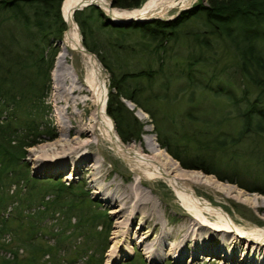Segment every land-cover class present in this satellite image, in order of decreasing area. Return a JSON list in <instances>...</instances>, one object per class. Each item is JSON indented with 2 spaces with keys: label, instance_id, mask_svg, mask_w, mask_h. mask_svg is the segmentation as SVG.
Here are the masks:
<instances>
[{
  "label": "trees",
  "instance_id": "obj_1",
  "mask_svg": "<svg viewBox=\"0 0 264 264\" xmlns=\"http://www.w3.org/2000/svg\"><path fill=\"white\" fill-rule=\"evenodd\" d=\"M61 1L0 0V190L12 184L19 185L20 181L25 183L26 188L25 193L19 188L14 195H0V209L6 210L15 204L6 211V215L0 216V253L7 249V244L2 241L4 235L16 229L11 228L10 223L22 222V211L33 205H48L43 198L49 192L53 194L52 203L60 204L67 196L65 190L71 189L70 185L57 181L48 183L50 186L41 189L42 193H36L41 192L37 187L40 183L28 174L23 162L27 148L39 143L41 136L53 134L44 121L47 111L44 98L49 89V72L57 51L56 42L66 29L60 12ZM143 2L111 0L112 7L125 10L139 8ZM73 16L85 49L93 53L109 73L106 114L113 121L123 143L139 140L143 125L133 112L140 109L150 116L160 148L180 160L183 166L197 167L221 179L220 171L213 167L212 157L205 158L204 152L201 155L190 154L187 148L215 149L221 153L239 139L220 131L209 141V145L214 148L207 147L202 145V132L195 131L197 123L213 128L234 109L240 121V136L248 134L264 137V105L259 97L246 100L245 107L240 109L239 102L244 101L245 97L235 96L231 90V80L220 75L205 80L203 76L195 74L206 65L208 59L204 54L210 51L214 44L212 40L216 39L225 42L230 51L232 47L238 59V73L243 79L254 88L264 91V51L258 44L264 42V29L261 30L264 26V0H206L205 4L193 5L169 20L131 21L124 26L109 24L108 17L94 5L75 11ZM193 23L204 28L203 31L194 28ZM187 35L193 41L194 51L174 53L170 50L180 36L185 38ZM45 50L46 55H43ZM211 65L209 67L215 71V66ZM198 89L199 98L210 96L214 103L225 104L227 109L220 111L219 119L210 121L196 113L200 110L198 105L203 102L196 97ZM178 100L185 104L181 103L176 110L172 108L174 112L168 110L169 105L166 104L174 106ZM125 102L131 103L133 109ZM171 144L178 147L174 150ZM181 154H184V159ZM262 158L264 155L257 157L260 161ZM186 160L193 163L190 164L192 167L186 165ZM229 172L231 182L238 172L236 169ZM253 187L256 188L253 191L264 190V184ZM76 189H79L81 197L78 202L81 201V204L67 201L60 207L77 210L79 218L75 227L87 230L93 219L104 217L105 212L86 216L87 211L84 209L90 200L83 197L81 187H73L74 192ZM32 214L33 218H43L48 212L44 206L43 210ZM19 222L17 228L22 227ZM34 225L30 224V229ZM107 233L108 229L106 239ZM32 239L26 238L24 242L28 243ZM62 239L59 237L53 253L60 248ZM29 247L34 248L31 245ZM31 250L27 264H37L38 253L48 252L49 248ZM9 251L14 258V251L10 248ZM9 262L16 263L0 258V264ZM128 264L142 262L138 259Z\"/></svg>",
  "mask_w": 264,
  "mask_h": 264
},
{
  "label": "rangeland",
  "instance_id": "obj_2",
  "mask_svg": "<svg viewBox=\"0 0 264 264\" xmlns=\"http://www.w3.org/2000/svg\"><path fill=\"white\" fill-rule=\"evenodd\" d=\"M145 1L146 0H144V2ZM205 2L202 3L201 0H198L190 7L198 3L205 4ZM187 8H185L184 10H186ZM179 13L177 8H173L164 15V18L167 19ZM194 26V28H196L200 32H202L204 29L201 26L197 27L196 24H194ZM263 29L264 26H262L261 30ZM212 41L214 44L209 49L210 51L208 50L209 52L204 54L208 59L206 65L201 69V72L195 74L197 76H203L205 80H209L212 77H218V75H220L222 78L231 80V90L234 92L235 96L240 97L241 95H243L245 97L244 101L239 102L240 109H243L245 107L246 100L251 101L256 97H259L262 104L264 105V91L254 88L238 73V59L234 55L232 47L230 51L225 42L220 40L216 41V39ZM192 44L193 41L191 40V38H188V35L185 38L183 36H180L179 41L174 43L170 50H172L174 53L179 51L188 53L190 51H194L192 49ZM258 44L264 51V42H259ZM56 46L57 51L53 59L52 68L49 72V89L46 92L44 98V103L47 107V111H45L44 121L47 122V125L52 130L51 132L53 134L51 136H41L39 138V143L27 148L26 154L23 158V162L25 163V166L28 170V174H30L31 177L37 179L38 183H40L37 187H39L41 192L36 193H42L41 189L48 188L50 186V184L48 183H54L57 181H59V183H62L63 185H70L71 189L70 191L65 190L67 196H65V200L60 201V204L52 203L54 199L53 194L51 195L50 192L46 194L47 196L43 198V201H45V203L47 202L48 204L44 205L48 214H46V216L43 218L42 216H35L34 218L32 217V213L43 210L44 206L42 205H33L29 209L26 208L24 211H22L20 214L22 222L13 221L12 223H10V227L16 229L14 232V229H12V232L6 233L3 237L2 241L7 244V249L2 250V252L0 253V258L3 257L6 262H16H9L7 264H27V259L32 254L31 249L41 247L44 249L49 248V250L48 252L38 253L37 256L39 262L37 264H128L132 260L138 259L141 260L142 264H248V262L244 263L243 258L245 257V255L246 257L250 256L252 247L251 244H249L247 249H241L239 255L237 256V259L233 260L224 257L223 255L209 253H199L195 256L188 255L183 259L171 255L156 259L155 251L151 252L155 254V259L147 258L145 256V252L147 251L148 253V251L154 249V246H148V248L145 250L141 246L140 249V247L136 244L135 239H132V236H136L137 228L139 227V225L143 224L144 226H146L148 224V230L151 232L152 223L157 222L156 228H158V231L161 229V232L164 235L163 244L167 245L177 238L178 235L176 237L174 236L182 225L183 216L186 213V210L184 209L180 199L176 196L172 187L164 178H155L153 180L143 178L139 183L137 181L138 177L136 171H134L129 163L123 160L113 150L111 143L103 137H100L97 140H91L89 146L85 148V153L92 156L93 158L98 159L97 165H99V167L97 171H95L92 175H90L86 171V169L89 168L90 164H93L92 161L90 163V159L87 162L82 163V167L77 172H74L70 168L68 169V162L71 159L67 155H65L62 159H56L54 161H43L36 159L37 156H41L42 148H45L46 150L49 149L48 147H54L51 146L54 143H56L54 150L59 154L60 148H63L66 143L65 141L70 142L73 136L72 133L66 135V132H63L62 141L57 142L60 137L61 130H66V127L68 125L75 126L76 121L78 120L75 115H72V117L69 118L71 122L68 123L65 116H56V114H58V112L61 110V105L54 102V85L56 84V82L60 83V81L54 80L52 78L54 61L59 50V46ZM43 55H46V50ZM72 63L81 78L83 74L81 55L73 54ZM210 64H212L211 66H215V71L212 67H209ZM103 71L106 75L105 80L108 93L109 73L105 70L104 67ZM66 86L67 84H64V87ZM199 92L200 91L198 89V91L196 92V97L197 99H202L203 102L198 105V107H200V110L196 113H200V117H203L207 120L209 119L210 121L219 119L220 111H226L227 109L224 106L225 104L223 105L222 102H217V104L214 103V100L210 96H206V98H199ZM71 95L74 96V94ZM125 103L130 109H133L131 103ZM181 103L183 104L184 101L178 100V102L174 103V106L173 104L166 105H169L168 110L173 111L180 107V105H182ZM77 108L78 110H84L83 116L88 115L90 112L91 103L90 101H87L86 106L83 107L79 104ZM133 115L143 125L142 133L138 141L130 143L122 142L123 144L133 145L136 149H140L141 153L144 156L151 157L153 156V152H151L149 149H146V141L144 142V140L149 139L151 142L152 140H154L157 147L164 151L171 159H173L182 170L200 172L218 181L220 186L222 188H225L224 190H226L227 188L225 192H221L203 185H195L194 190L196 194L200 196V200L202 202L208 201L213 206L222 208L230 216V218L234 220L235 224L239 227H242L243 229H250L254 225L258 227H264V208L257 207L258 204H256V206H251L247 203H242L234 198V195L237 192H240L243 193V197H246L249 200H253L256 203L261 201L264 204V190L253 191L256 190V188L253 187L254 185L264 184V158H262L261 161L257 159V157H261L264 155V137L260 135L250 136L248 134H241L240 136V121L238 120L234 109H231V112L227 115V117H225L221 123L216 124V126H214L213 128L212 126L208 127L197 123L195 131L199 130L202 132L200 135L202 145H207V147L210 148L214 147L209 145V141L220 131L230 133L231 137L239 139L237 140L238 142H236V144H234L233 146H227L221 153H219V151H216L215 149L211 151L212 149L204 150L203 148L198 149L192 146L191 148L190 146H188L187 148L191 151L190 154L200 153L201 155V152H204L205 158L208 157L209 159L210 157H212L211 159H213V167H216L220 171L219 175L222 176L221 179L214 174H209L201 169H198L197 167L190 166V164L192 165L193 163L188 160H186V165H189L192 168L183 166L180 160L174 158L165 149L160 148V146L158 145L157 134L153 128V125L151 124L150 116L140 109H135ZM113 128L115 130L114 124ZM89 136L90 135H85L82 137V139L84 140ZM205 137L208 139L205 140ZM59 144L61 145V147H59ZM173 145L174 144H171L172 148L175 150V148H177L178 146ZM46 151L49 152V150ZM183 155L184 154H181L182 158ZM59 164H61V166L65 165V167L57 170V167L60 166ZM232 169H236L238 175L233 176L234 180H231L230 182L229 178L231 174L229 171H231ZM69 175L70 177L67 179V176ZM41 182L44 183L41 184ZM108 184H110L109 188L118 187V192L119 186H128L130 184L134 187L137 186L144 189L145 191H148L151 200H153L156 205L153 216L148 219L140 218V216L136 213L138 210L137 208V210L133 211L135 212V219H133L132 221L128 220L126 222L127 227L123 225L124 227L118 228L116 226V222L120 221V219L118 220L116 217V210L120 208V206L118 205V203L120 202H114L112 196H109L110 194L112 195V191H110L109 189H101L99 191L94 190L95 187L102 188L103 186H106ZM115 184H117V186ZM75 186L79 188L81 187L83 189V197L90 200V203H87V207L84 209L87 211L86 216L92 215L93 213L101 214V212H105L104 217L99 216L97 218H94L93 222L90 223L91 226H89L87 230L83 229V227L82 230L76 229L75 225L77 219L79 218V214L78 212H76L77 210H68L66 206L60 207L62 203H67V201H74L79 205L81 204V201L78 202L81 197L79 189H76L75 192L73 191V187ZM17 189L25 193V183L20 181L19 185L12 184L9 187L4 188L3 190H0V195H14ZM229 189L233 190L228 192ZM118 192H115V195L119 194ZM128 205L131 204L129 203ZM14 206L15 204H12L8 206L6 210L0 209V216L6 215V211H9ZM81 207H83V205H81ZM131 207L132 205L128 209L131 210L134 206L132 208ZM82 211L83 210H81V212ZM18 219L20 218L18 217ZM210 219L211 221H209L211 223H215L218 221L216 217L211 216ZM125 221L126 220H124V223ZM17 222H19V225L21 223L22 227L17 228ZM32 223H34L35 225L32 229H30V224ZM106 229H108L107 239L105 238ZM156 231L157 230L154 229V232ZM78 232H80L79 236L77 235ZM82 233H84V235H82ZM128 235L129 238H127ZM191 236L192 234L189 236L187 235L186 238L189 239ZM30 237H33V239L29 240L28 243L24 242L26 238L28 239ZM59 237H63V239L61 240L60 248L57 252L53 253V247L57 245L56 243L59 240ZM163 244L161 247H163ZM190 244L191 243H187V247H185V250H193ZM30 245L34 246V248H30ZM203 246L208 249L217 248L218 241L216 239H211L210 242L204 244ZM244 246L245 244L243 245V247ZM9 248L14 251L12 253L14 254V258L13 255L11 256V251H9Z\"/></svg>",
  "mask_w": 264,
  "mask_h": 264
},
{
  "label": "bare ground",
  "instance_id": "obj_3",
  "mask_svg": "<svg viewBox=\"0 0 264 264\" xmlns=\"http://www.w3.org/2000/svg\"><path fill=\"white\" fill-rule=\"evenodd\" d=\"M197 1L146 0L139 8L131 10L113 8L110 11L109 0H63L61 14L66 23V29L63 32L62 38L57 41L59 50L55 57L52 78L60 81V83L56 82L54 85V102L61 105V110L56 116H65L68 123L71 122L69 118L72 115H75L78 120L75 126L68 125L66 130H61L57 142L62 141L63 132H66V135L72 133L73 136L70 142L65 141L66 143L63 148H60L59 154L54 150L56 145L54 143L51 145L54 147H48L49 149H46L49 152L45 148H42L41 156H37L36 159L54 161L56 159H62L67 155L71 159L67 167L74 172H77L82 167V163L90 159V163L92 161L93 164L89 163L90 166L86 171L92 175L99 167L97 165L98 159L85 153V148L89 146L91 140H97L103 137L111 143L113 150L136 171L137 181L139 183L143 178L149 180L164 178L172 187L186 210L182 225L174 236L176 237L178 235L177 238L167 245L163 244L164 235L161 229L158 231V228H156L157 222L154 221L155 223H152L151 232L148 230V224L146 226L143 224L139 225L136 236H132V239H135L140 249L141 246L144 250L148 246H154V249L148 251V253L147 251L145 252L147 258L155 259L156 257L157 259L171 255L183 259L188 255L195 256L199 253H209L223 255L233 260L237 259L241 249H247L249 244H251L250 256L246 257L245 255L243 258L244 263L264 264V227L254 225L250 229H243L237 226L234 220L222 208L213 206L208 201L202 202L200 196L194 190L195 185H203L221 192H225L227 188L224 190L225 188H222L218 181L200 172L182 170L173 159L157 147L154 140L152 142L149 139L144 140V142L146 141V149L153 152V156L151 157L144 156L141 150L136 149L133 145H125L122 143L113 128L111 119L105 111L107 86L103 67L97 58L89 51H86L84 45H82L77 24L73 16L75 7L83 6L82 4L87 2H94L101 7L105 14L111 16L113 19L164 18V15L170 9H185ZM73 54L81 55L83 73L81 78L72 63ZM64 84H67V86L64 87ZM71 94H74V96ZM87 101L91 103L90 112L88 115L83 116L84 110H78L77 106L80 104V106L84 107ZM85 135L90 136L83 140L82 137ZM59 165L57 170L65 167V165ZM69 177L70 175L67 176V179ZM109 185L103 186L102 188L95 187L94 190L109 189L112 191V195L110 194L109 196H112L114 202H120L118 203L120 208L116 210V217L118 220L120 219V221L116 222L118 228L126 226L128 220L132 221L135 219V212L133 211L137 210V208L136 213L140 218L148 219L153 216L156 205L151 200L148 191L130 184L128 186H119L118 192V187L109 188ZM115 185L117 186V184ZM232 190L229 189L228 192ZM115 192L119 194L115 195ZM234 198L242 203H247L251 206L258 204L257 207L264 208L263 202L256 203L253 200H249L243 197V193L237 192ZM129 203L132 207L134 206L133 208L131 207V210L128 209L131 206L128 205ZM211 216L216 217L218 221L211 223ZM124 220H126L125 223ZM154 229L157 231L154 232ZM191 234L192 236L189 239L186 238L187 235L189 236ZM127 238H129V235ZM211 239L218 241L217 248L208 249L203 246L210 242ZM186 242L191 243L192 251L185 250V247H187ZM162 244L163 247H161ZM244 244L245 246L243 247ZM152 251L156 252V256L154 253H151Z\"/></svg>",
  "mask_w": 264,
  "mask_h": 264
},
{
  "label": "water",
  "instance_id": "obj_4",
  "mask_svg": "<svg viewBox=\"0 0 264 264\" xmlns=\"http://www.w3.org/2000/svg\"><path fill=\"white\" fill-rule=\"evenodd\" d=\"M206 0H201L202 3H204ZM63 0L61 1V4H62ZM83 6H78V7H75L74 10H73V13L77 10H81L83 9L84 7L88 6V5H94L98 8L101 9V7L99 5H97L96 3L94 2H87L85 4H82ZM113 9L112 7V3H111V0H109V10L111 11ZM188 9V8H187ZM182 10H184L183 8H180L178 9V13L181 12ZM60 12H61V5H60ZM105 14V13H104ZM107 17H108V23L111 24L112 26H124L128 23H130L131 21H136V22H146V21H151V20H154V19H162V20H169V19H172L174 18L176 15L170 17V18H162V17H145V18H131V19H124V20H121V19H113L111 16L105 14ZM62 16V14H61ZM63 18V17H62ZM64 20V19H63ZM65 22V21H64ZM66 24V23H65ZM77 29H78V26H77ZM78 33H79V36H80V40H81V43H82V37H81V34L79 32V29H78ZM83 45V43H82ZM85 48V47H84ZM86 50V49H85ZM87 51V50H86Z\"/></svg>",
  "mask_w": 264,
  "mask_h": 264
}]
</instances>
